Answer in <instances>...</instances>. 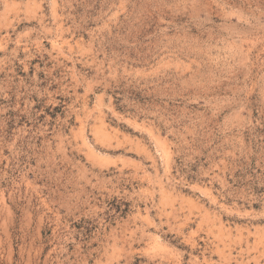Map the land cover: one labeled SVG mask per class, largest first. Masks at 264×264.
<instances>
[{"label":"rangeland","instance_id":"rangeland-1","mask_svg":"<svg viewBox=\"0 0 264 264\" xmlns=\"http://www.w3.org/2000/svg\"><path fill=\"white\" fill-rule=\"evenodd\" d=\"M0 264H264V0H0Z\"/></svg>","mask_w":264,"mask_h":264}]
</instances>
